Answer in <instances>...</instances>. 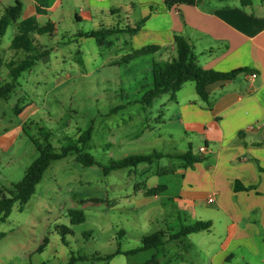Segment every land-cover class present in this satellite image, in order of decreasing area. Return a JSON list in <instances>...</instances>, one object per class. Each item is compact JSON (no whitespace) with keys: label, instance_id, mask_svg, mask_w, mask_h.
Wrapping results in <instances>:
<instances>
[{"label":"crops","instance_id":"0c3cea01","mask_svg":"<svg viewBox=\"0 0 264 264\" xmlns=\"http://www.w3.org/2000/svg\"><path fill=\"white\" fill-rule=\"evenodd\" d=\"M17 1L0 0V17ZM19 1L20 17L9 25H15V34L7 44L3 38L9 27L0 36V84L11 81V65L28 54L47 50L38 62L50 61L51 52L41 43L45 35L70 37L82 47L80 40L93 38L84 36L86 32L136 26L139 22L143 25L136 33L111 34L106 39L111 44L96 41L109 52H118L116 57L102 55L103 64L117 63V59L124 60L144 46L158 45L156 52L123 62L149 58L147 72L152 78H144L147 88L153 81V67L176 59L175 35L187 39L195 62L204 68L220 72L248 68L234 79L208 84V102L197 93L195 82L188 86L189 81L174 95L163 93L145 105L136 101L144 93L141 85L136 98L127 104L143 106L135 116L119 122L118 128L137 122L143 126L119 141L108 139L107 145L134 144L140 147L138 155H183L192 151L202 158L190 165L185 159L165 156L129 168V176L136 183L122 193L123 200H135L137 204L156 200L159 203L155 208L160 213L184 215L182 225L197 220L212 222L209 229L178 239H170V235L179 230L160 229L165 232V243L156 248V264H264V0H252L250 5H243L241 0H197L196 4L173 6L166 5L165 0ZM48 24L49 32L38 31ZM19 31L30 34L37 50L28 53L12 47ZM253 72H257L256 78L251 77ZM35 80L40 82L38 76ZM36 107L29 102L20 106L18 102L13 109H18L16 112L25 120ZM22 129L19 126L10 136H0V148L8 147ZM201 146L206 147L205 152H200ZM164 160L170 164H161ZM166 169L169 172L159 173ZM237 182L247 189L237 190ZM110 185L113 188L117 184ZM159 185L165 186L159 194L145 195L147 189Z\"/></svg>","mask_w":264,"mask_h":264},{"label":"rangeland","instance_id":"374dc122","mask_svg":"<svg viewBox=\"0 0 264 264\" xmlns=\"http://www.w3.org/2000/svg\"><path fill=\"white\" fill-rule=\"evenodd\" d=\"M127 22L126 19L124 23ZM14 26L3 38L5 44L15 34ZM41 43L50 50V61H37L22 73L8 98L0 97V136H10L23 126L8 147L0 148L1 195L13 190L38 157L31 137L41 139L40 127L52 132L51 141L57 150L69 138L76 140L92 127V138L84 151L103 165L140 153V147L134 144L107 143L108 139L119 141L134 134L143 126L137 122L118 128L119 122L135 116L143 106L127 102L136 98L141 85L143 89L147 87L146 76L151 80L147 72L149 58L130 64H124L126 59L121 58L117 63L103 64L102 55L116 57L118 52L102 48L95 38L80 40L82 47L59 34L45 35ZM43 72H48L47 76ZM37 76L40 82L35 80ZM18 102L20 106L33 103L37 110L24 120L19 110L13 109ZM161 164L170 162L164 160ZM129 174V168H125L107 175L98 164L85 166L77 161L75 153L52 161L28 202H15L11 212L0 218V264H144L152 259L159 249H135L143 246L145 237L160 229L179 230L186 217L160 213L155 208L159 203L156 200L143 204L123 200L122 193L136 183ZM113 182L117 185L112 188ZM73 209L82 210L86 220L72 224L69 212ZM117 250L121 254L107 258Z\"/></svg>","mask_w":264,"mask_h":264},{"label":"trees","instance_id":"16d2710c","mask_svg":"<svg viewBox=\"0 0 264 264\" xmlns=\"http://www.w3.org/2000/svg\"><path fill=\"white\" fill-rule=\"evenodd\" d=\"M241 2L243 5L252 4V0H241ZM165 3L168 6H173L175 4H196L197 0H165ZM21 7L22 4L18 0L15 5L7 7L4 10L2 16L0 17L1 37L5 35L7 28L11 23L17 22L21 14ZM142 25L143 22H139L136 26L102 28L99 30L86 32L83 35L86 37L95 38L101 45L111 44V42L106 40L107 36L117 32L136 33L140 30ZM48 26H50V24L39 28L38 31L40 33L49 32L50 29H48ZM175 45L177 48L176 59H174L172 62H167L164 65H155L153 67L152 84L150 87L144 88V93L139 100H136L137 102L149 105L156 97L163 93L171 92L172 95H174L181 89L184 83L189 81L195 82L197 93L202 100L208 102L209 94L206 88L208 84L219 80L234 79L241 72L248 70V68H238L229 72H220L214 69L204 68L195 62V56L193 54L191 45L184 36L175 35ZM12 47L15 49H23L28 53L37 50V45L33 43V39L30 34L20 31L14 36ZM159 48L160 47L158 45H147L131 54H128L125 59L126 61H129L134 57L156 52L159 50ZM47 54V50H44L38 54H28L26 58L17 64H12L10 71L12 79L9 82L0 84V97H8V95L14 89L17 79L20 77V75L24 71L33 67L37 61ZM82 62L83 61L80 60V63ZM92 131L93 128L90 127L89 129L81 132L76 140L69 138V141H67L61 146L59 150H57L51 141L52 132L48 131L46 128L40 127L39 134L41 135V139L31 137V140L39 151V155L28 167L23 178L14 185L13 190L7 191L8 195H1L2 193L0 194V218L7 216L11 212L15 202L20 201L21 204L28 202L31 195L35 192L36 185L41 182L44 172L49 168L52 161L63 159L72 153H75L76 160L85 166H92L94 164L100 165L105 174H109L113 170L135 168L141 163H152L155 158H162L165 156L185 159L190 165L202 159L198 156H194L192 151H189L183 155H171L155 152L153 154L132 155L123 159L113 160L108 165H103L100 164L89 152L84 151L86 143L92 138ZM167 172H169V169L159 171V173ZM235 188L237 190L247 189L239 184V182L236 183ZM163 189H165V186L159 185L157 187L147 189L145 191V195H156L159 194ZM94 201L100 202V200ZM69 216L71 218L72 224L82 223L86 220L84 212L78 209L70 210ZM211 226V221L197 220L195 222L182 225L179 231L170 235V239H178L191 233L209 229ZM63 233H65L64 230ZM164 238L165 232L163 230H158L145 237L143 239V246L136 248L135 251L159 248L164 245ZM46 244L47 240L42 244L41 249H43ZM117 254H121V251L117 250L114 254L108 255L107 258L113 257ZM95 258L100 260L101 256H96ZM156 263L157 257L154 256L144 264ZM42 264L48 263L43 262Z\"/></svg>","mask_w":264,"mask_h":264},{"label":"built area","instance_id":"2783aa9c","mask_svg":"<svg viewBox=\"0 0 264 264\" xmlns=\"http://www.w3.org/2000/svg\"><path fill=\"white\" fill-rule=\"evenodd\" d=\"M258 76L257 72H253L251 74V77L256 78ZM206 151V147L205 146H201L200 147V152H205ZM209 201L212 202L213 198H209Z\"/></svg>","mask_w":264,"mask_h":264}]
</instances>
